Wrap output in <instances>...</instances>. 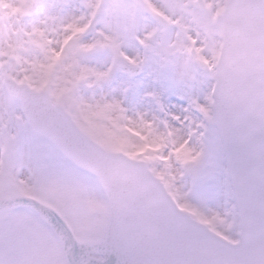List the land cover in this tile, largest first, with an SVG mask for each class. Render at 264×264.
I'll use <instances>...</instances> for the list:
<instances>
[{"label": "rangeland", "instance_id": "1", "mask_svg": "<svg viewBox=\"0 0 264 264\" xmlns=\"http://www.w3.org/2000/svg\"><path fill=\"white\" fill-rule=\"evenodd\" d=\"M227 1L0 0V197L27 193L57 207L87 244V252L98 256L97 244L108 223L105 194L92 174L32 132L21 102L4 87L7 73L47 91L107 149L146 160L183 209L237 239L239 217L212 107ZM115 6L134 23L121 26L111 11ZM158 13L170 21L167 28L157 21ZM110 16L114 22L108 21ZM150 22L184 65L175 84L158 85L149 75L151 55L140 38L147 36ZM117 57L141 65L142 72L130 75L115 68ZM107 83L128 90L124 95L111 92ZM133 87L160 88L158 101L145 111L134 98L129 100ZM171 104L179 105L175 112L183 116L184 129L175 133L164 121L155 131L154 115L170 110ZM0 264L69 263L49 223L32 209L20 208L0 213Z\"/></svg>", "mask_w": 264, "mask_h": 264}, {"label": "water", "instance_id": "2", "mask_svg": "<svg viewBox=\"0 0 264 264\" xmlns=\"http://www.w3.org/2000/svg\"><path fill=\"white\" fill-rule=\"evenodd\" d=\"M117 66L141 71L122 59ZM217 76L215 122L241 217L239 242L209 231L180 209L145 162L105 150L47 93L33 92L8 76L5 83L22 99L34 131L101 181L110 203L108 229L99 245L105 259L80 253L59 212L35 198H1L0 212L21 206L39 211L65 240L72 264H264V0L229 1Z\"/></svg>", "mask_w": 264, "mask_h": 264}, {"label": "bare ground", "instance_id": "3", "mask_svg": "<svg viewBox=\"0 0 264 264\" xmlns=\"http://www.w3.org/2000/svg\"><path fill=\"white\" fill-rule=\"evenodd\" d=\"M104 5H105V2L102 4V6L99 7V9H97V11L98 10L99 11L97 13L96 18L99 16V14L102 13L103 8L105 7ZM117 10L118 8L116 6L114 9H111V11H113V14L115 13V16L119 17V21H120L119 24L121 26L126 28L128 25H131L134 23L133 18L130 15L128 16V14L125 12L118 14ZM71 12H73L72 6L70 7L68 11V13H70L69 15H72ZM76 16L78 15L76 14ZM64 17H62V19ZM69 17L73 18L74 16H69ZM108 21L114 22L113 16H110L108 18ZM137 22H138V26H141L140 24H142V20H139ZM116 37L118 39H121V34L118 33ZM178 37H179L178 33H175L173 35V38L175 39H177ZM140 39H141L140 46L146 47V49L149 50V53L151 55V61H152L153 67L149 75L151 76L153 75V77H156L157 81L160 83V84L159 83L157 84L158 85L164 84V85L169 86V85L175 84L176 82H179L180 81L179 76L181 75V71L184 68V65L181 68L180 60H178V56H176L177 54L176 53L173 54L174 51L173 52L171 50L168 51V48H170V44H169L170 41L167 38L160 37V35L154 30V27L152 26L151 22L149 23V31H148L147 36L145 38H140ZM128 46L132 47V46H135V44H128ZM177 46H178V49L181 48V45H177ZM37 53L39 57H43V55H45V52L43 53L41 52L42 54H40L39 52ZM175 59H177L178 62H176ZM49 70H51V67L49 68ZM107 84L109 85L111 92H113V90L114 91L117 90V91H120L119 92L120 94L124 95L128 90L125 87L115 88V86L113 87L114 83H107ZM157 89H160V88L155 87L153 91H151V90H147L146 88L142 89V88L133 87L132 92L129 95V100L132 98L131 102H133V98H134V100H136L135 103L138 102L139 105L141 104L142 109H144L145 111H148L150 110L151 105L153 106V103L155 101H158V90ZM108 91L110 92V90ZM169 107H171V109L165 110V112L162 115H159L157 113L156 115H154V119L153 121H151V126L155 129V131H158L159 126L162 125V122L165 121L172 125L171 129L172 130L175 129V133H178V132L181 133L182 130L184 129L183 125L181 124L184 121V119H183V116H181V114H178L177 112H175V110H177L176 108H179V105L171 104ZM80 249L84 252H87L88 250L87 244L82 242L80 244Z\"/></svg>", "mask_w": 264, "mask_h": 264}, {"label": "snow or ice", "instance_id": "4", "mask_svg": "<svg viewBox=\"0 0 264 264\" xmlns=\"http://www.w3.org/2000/svg\"><path fill=\"white\" fill-rule=\"evenodd\" d=\"M206 223L208 222V221H205Z\"/></svg>", "mask_w": 264, "mask_h": 264}]
</instances>
